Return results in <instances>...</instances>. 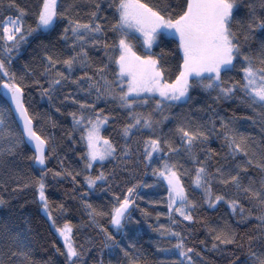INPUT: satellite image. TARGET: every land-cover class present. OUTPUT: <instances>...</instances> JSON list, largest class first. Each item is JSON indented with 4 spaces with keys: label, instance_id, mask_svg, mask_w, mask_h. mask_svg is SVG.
<instances>
[{
    "label": "snow or ice",
    "instance_id": "6c2138e0",
    "mask_svg": "<svg viewBox=\"0 0 264 264\" xmlns=\"http://www.w3.org/2000/svg\"><path fill=\"white\" fill-rule=\"evenodd\" d=\"M87 7L85 21L79 18L78 11L72 15V10L79 8L76 3L61 10L60 0H39L31 13L34 26L26 27L28 10L17 0H0V95L6 101L0 106V157L14 156L17 147L25 142L33 149L28 159L39 169L34 184L36 195L40 210L62 241V248L55 243L52 247L63 257V264H88L94 241L86 236L84 242L78 243L75 239L78 228H94L103 233L100 252L106 249L112 255L119 249L123 254L120 264H151L146 257L133 255L121 247V242L98 218L107 217L117 232L128 223L139 224L133 218L137 189L152 188L160 181L167 186L170 224H159L156 228L148 224V227L158 232L161 240L175 243L168 246L157 243L155 251L162 257L157 264H205L202 251L189 246V235L176 228L181 222H196L193 212L201 203L211 209L226 203L232 216L239 217L238 224L253 219L258 222L255 234H240L228 224L221 228L206 223V230L212 236L211 251L219 252L220 246L232 245L244 258L233 252L234 259L229 264H264V135L256 140L236 126L235 115H221L213 106L225 101L237 102L259 119L264 133V0L258 3L256 0H161L156 4L146 0H88ZM242 8L246 9L243 16ZM65 21L58 39L71 54L64 58L53 55L49 45L41 41L38 47L43 52L42 70L37 73L25 65L24 73L17 75L13 64L19 59L22 46L42 34L55 33L58 24ZM165 40H170L173 47L155 52ZM252 40L258 44L255 50ZM137 45L142 51L137 50ZM89 48L102 50L106 59L94 64ZM165 57L176 62L174 78L163 67ZM237 69L239 79L225 78ZM77 70L82 75L75 76ZM29 77L31 83H25ZM33 86L42 98L47 97L56 112H61V106L66 103L77 106L68 115L83 144V151L78 153L83 162L81 171L67 168L63 160L59 171L48 168L56 149L51 137L36 131L39 114L30 112L25 103V93ZM66 86L70 89L60 101L61 106H56L54 96ZM195 89L207 93L212 103L196 106L186 115L174 114V107L194 102ZM100 102L114 103L116 110L106 114L99 107ZM145 108L150 110L145 112L142 110ZM121 112L127 114L120 127L124 142L117 144L102 134V127L116 120ZM8 117L17 122L19 134L6 126ZM249 119L256 123V119ZM174 120L176 126L169 129L171 135L164 133V126ZM68 138L76 142L72 132ZM213 138L220 140L226 149L224 162L214 169L211 165L219 153L204 147ZM133 157L134 165H143L141 178L117 193L113 190L114 181L119 187L120 176L127 174L135 178L137 169L130 167ZM105 162L115 163L110 171L101 167L93 175L96 163L103 166ZM185 163L193 165V169H186ZM148 169L155 178L154 184L144 182ZM252 170L258 172V178ZM49 175L53 180L71 178L74 186L77 183L87 186V191L79 196L86 222L79 226L69 219H63L62 224L58 222L46 195ZM184 175H190L193 189L200 191L199 202L189 197L182 180ZM81 176L82 182L78 180ZM214 182L234 189L233 195L214 193ZM98 185L105 186L102 192L111 193L112 203L107 210L95 207L85 198ZM72 191L75 193L77 189L73 187ZM3 204L5 200L0 198V205ZM137 210L147 223L150 213L144 208ZM57 211L63 215L68 209L59 204ZM161 215L156 213L157 222ZM19 243L20 233L7 226L0 229V264H19V255L14 250ZM199 243L207 249L206 241ZM95 264H104L102 256Z\"/></svg>",
    "mask_w": 264,
    "mask_h": 264
},
{
    "label": "trees",
    "instance_id": "16d2710c",
    "mask_svg": "<svg viewBox=\"0 0 264 264\" xmlns=\"http://www.w3.org/2000/svg\"><path fill=\"white\" fill-rule=\"evenodd\" d=\"M61 10L71 3H76L79 5L78 9L72 10V15L75 16L77 11L79 13V18L82 20H87L86 15L89 10L87 7L88 0H60ZM146 2L151 4L160 3L161 0H146ZM246 2V0H245ZM258 3V0H256ZM17 3L26 8L29 12L25 20V26H34V18L31 13L36 9L39 0H17ZM107 5H105L106 7ZM246 9L241 10V15L243 16ZM8 14V13H5ZM110 15V14H109ZM64 23H60L57 26L55 33L49 35L47 33L37 36L35 39H30L29 43L22 46L19 53V59L15 60L13 64V71L17 75H22L25 71V65L37 73L41 71V57L43 55L42 50L38 45L43 41L49 45V52L53 55L64 58L70 55V49L59 41V33L63 30ZM256 39H259V31L257 30ZM71 43V41H69ZM253 50L258 47L256 40L250 41ZM170 40H165L160 44L159 47L154 49L155 52L159 53L161 48L165 50L172 48ZM137 50L142 51V48L137 45ZM89 55L93 60L94 64H99L106 59L104 57L103 51L89 48ZM175 61L169 57H165L162 61L163 67L166 72L172 75L174 78L175 72ZM91 71V70H89ZM237 70L226 75V79L231 77L234 79H239L236 74ZM82 75L80 70L75 72V76ZM75 78V77H73ZM31 77H29L25 83H31ZM70 86H66L63 89H58L59 93L54 96L53 103L56 106H61L60 101L63 100V96L68 93ZM215 95V93H212ZM192 96L195 100L192 104H182L178 107H174L172 112L178 116L186 115L196 106L206 105L212 103L211 97L200 89H195L192 91ZM25 103L29 107V111L34 114H39V118L36 122V131L39 134L48 136L52 138V146L56 149V155L50 158L48 162V168L59 171L60 170V160H63L64 165L73 171H81L83 169V162L80 161L78 153L83 151V144L80 143V132L75 131L72 127L71 117L68 115L69 112L77 110V106L66 103L61 106V112H56L55 107L50 106L47 97H41L39 90L36 87H31L25 93ZM5 100L2 95H0V106L5 104ZM221 115L226 117H231L235 115L237 117V127L259 140L264 133H261L260 121L251 110L239 105L237 102L225 101L220 104H214ZM100 108H104L106 114L108 112H113L116 110V105L114 103L105 104L104 102L99 103ZM147 112L150 109H142ZM126 113L121 112L116 120H110V122L102 127V134L106 137H110L117 144H122L124 141L120 135V127L124 122ZM256 119V123H252V119ZM7 127H10L13 131L19 134L18 126L16 125L13 117H8L5 121ZM55 124V127H53ZM176 126V121L174 120L170 124L164 126L163 131L169 134V129H174ZM72 132L75 143L68 138V133ZM204 147H211L213 150L219 153L215 158V162L212 163L211 167L214 169L218 164L224 162V155L226 149L222 148L221 141L213 138V140ZM51 150V148H50ZM32 155L31 150L25 143L20 144L14 156H4L0 157V198L5 200V204L0 205V229L7 226L14 232L20 233L21 243L14 246V250L17 251L19 255V264H63V257L59 256L53 249V243L57 247L62 248V241L59 239L58 235L55 233L54 229L51 228L50 222L47 217L40 210L38 198L35 190V179L39 175V169L34 165L32 161L28 159ZM203 158V157H201ZM230 159V158H229ZM135 157L130 161V167H135L137 171L135 172V178L124 174L119 177V187H117V182H113V190L117 193L125 191L128 186L136 183V180L141 178L140 174L144 171L143 165H134ZM115 162H105L103 166L100 163H96L92 174L95 175L96 172L103 167V169L108 172L113 168ZM186 169H193V165L190 163H185ZM182 169L181 171H183ZM254 176H259L258 172L252 170ZM144 182L148 184H154L155 178L151 176V169H148V175L143 177ZM82 182L83 176L78 178ZM183 183L188 189L189 197L200 201L201 193L199 190H194L191 185L190 175H184L182 177ZM75 187L77 191L73 193L72 189ZM105 187L104 185H98L95 192H89V195L85 197L89 200L95 207L104 208L107 210L110 208L112 203L111 193L102 192L101 189ZM166 184L160 181L155 184L152 188H138V196L136 200L137 209L144 208L150 215L147 217V223H145V218L141 216V213L137 210H133L134 220H139V224L128 223L125 225L124 229L117 232L108 221L107 217L98 218L99 223L107 228L110 232L115 235V239L121 242V247L126 248L133 255L140 254L146 257L151 264H157V262L162 258L155 251L157 243L161 246H168L169 243H175L174 240H161L159 233L154 232L152 228L148 227L151 224L153 228L159 226V224L169 225L170 221L167 218V191ZM13 189H16L15 191ZM214 193L225 194L231 197L234 193V189L226 188L225 186L215 183L213 184ZM87 191V186L82 183H77L75 186L71 182V178L68 179H58L53 180L49 175L47 178L46 195L49 198L50 204L52 205L53 211L58 217V222L63 223V219H69L73 225L79 226L82 222L87 221V216L85 210L83 209L79 196ZM75 195L77 198L72 199ZM141 197H143L141 199ZM59 204H64L68 211L65 214H60L57 211V206ZM245 207H248L245 201ZM162 213L157 222L156 213ZM194 217H196V222L189 224L188 222H181L176 226L177 230L189 235L187 241L189 246H195L197 250L202 251V256L204 257L205 264H229V261L234 259L232 253L235 252L237 256L241 259L244 258L243 254L238 251L235 246H220L221 251L215 252L211 251L212 236L208 234L206 230V223H211L217 227H224L226 224L231 225V227L238 233H251L255 234L256 226L258 222L256 220H251L246 224H238L239 217H233L230 209H228L226 203H220L218 207L211 209L207 205L198 207L193 212ZM180 220L179 217H176ZM86 236H91L94 241L92 247V254L88 256V264H95V260L103 258L104 264H120L123 254L119 252V249L109 255L108 251L105 249L103 253L100 249L103 248V233L99 232L98 229L88 228V229H77L75 239L78 243H82ZM240 238L239 236L237 237ZM201 240L206 241L207 249L204 245L199 242ZM134 245V247H129Z\"/></svg>",
    "mask_w": 264,
    "mask_h": 264
},
{
    "label": "water",
    "instance_id": "95a60500",
    "mask_svg": "<svg viewBox=\"0 0 264 264\" xmlns=\"http://www.w3.org/2000/svg\"><path fill=\"white\" fill-rule=\"evenodd\" d=\"M6 102V101H5ZM14 119V118H13ZM15 121V119H14ZM16 125H17V122L15 121ZM18 126V125H17ZM19 131H20V128L18 127ZM25 144L28 146V148L31 150V152H33V149L25 142Z\"/></svg>",
    "mask_w": 264,
    "mask_h": 264
}]
</instances>
